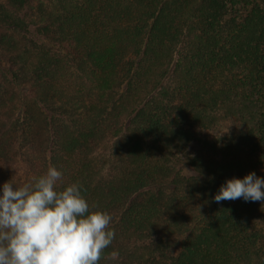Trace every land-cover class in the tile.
Listing matches in <instances>:
<instances>
[{
  "label": "trees",
  "instance_id": "trees-1",
  "mask_svg": "<svg viewBox=\"0 0 264 264\" xmlns=\"http://www.w3.org/2000/svg\"><path fill=\"white\" fill-rule=\"evenodd\" d=\"M49 165L112 216L99 264H264V202L213 200L264 178V3L0 0V185Z\"/></svg>",
  "mask_w": 264,
  "mask_h": 264
},
{
  "label": "clouds",
  "instance_id": "clouds-1",
  "mask_svg": "<svg viewBox=\"0 0 264 264\" xmlns=\"http://www.w3.org/2000/svg\"><path fill=\"white\" fill-rule=\"evenodd\" d=\"M63 174L46 172L21 186L0 185V264H99L115 232L112 216L90 205L80 185L58 190ZM264 202V178L255 172L225 178L213 200Z\"/></svg>",
  "mask_w": 264,
  "mask_h": 264
},
{
  "label": "rangeland",
  "instance_id": "rangeland-1",
  "mask_svg": "<svg viewBox=\"0 0 264 264\" xmlns=\"http://www.w3.org/2000/svg\"><path fill=\"white\" fill-rule=\"evenodd\" d=\"M258 1H259L261 4H263V3H264V0H258ZM22 168H23L22 170H25V166H23V165H22ZM259 224H261V225H262V224H263V222H261V221H260V223H259Z\"/></svg>",
  "mask_w": 264,
  "mask_h": 264
}]
</instances>
